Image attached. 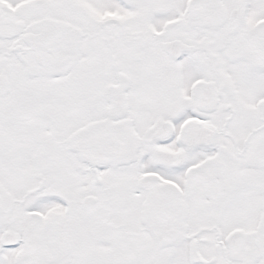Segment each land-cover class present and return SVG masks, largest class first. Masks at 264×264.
I'll list each match as a JSON object with an SVG mask.
<instances>
[{
	"label": "snow or ice",
	"instance_id": "6c2138e0",
	"mask_svg": "<svg viewBox=\"0 0 264 264\" xmlns=\"http://www.w3.org/2000/svg\"><path fill=\"white\" fill-rule=\"evenodd\" d=\"M0 264H264V0H0Z\"/></svg>",
	"mask_w": 264,
	"mask_h": 264
}]
</instances>
